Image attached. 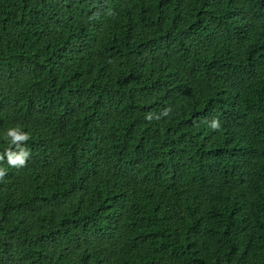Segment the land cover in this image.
Returning <instances> with one entry per match:
<instances>
[{"label": "trees", "instance_id": "obj_1", "mask_svg": "<svg viewBox=\"0 0 264 264\" xmlns=\"http://www.w3.org/2000/svg\"><path fill=\"white\" fill-rule=\"evenodd\" d=\"M15 125L0 264H264V0H0Z\"/></svg>", "mask_w": 264, "mask_h": 264}, {"label": "clouds", "instance_id": "obj_2", "mask_svg": "<svg viewBox=\"0 0 264 264\" xmlns=\"http://www.w3.org/2000/svg\"><path fill=\"white\" fill-rule=\"evenodd\" d=\"M111 14V13H110ZM171 112L170 108L163 109L159 114L147 113L145 119L151 122L152 120H159L161 117L168 116ZM208 126L212 130L220 129V121L218 119H212L208 122ZM30 134L22 130L20 125H15L6 129L4 139L8 143V147L0 152V161H5L11 168L25 167L27 161L31 157L30 150L25 146L26 142L30 139ZM7 170L0 167V180L6 176Z\"/></svg>", "mask_w": 264, "mask_h": 264}]
</instances>
